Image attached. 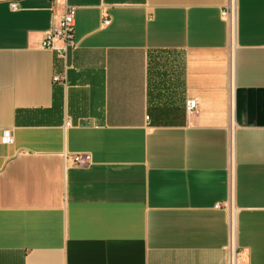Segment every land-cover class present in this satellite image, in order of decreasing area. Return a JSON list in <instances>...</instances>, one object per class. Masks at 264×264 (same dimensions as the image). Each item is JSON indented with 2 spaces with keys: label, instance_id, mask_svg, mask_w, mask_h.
<instances>
[{
  "label": "crops",
  "instance_id": "crops-1",
  "mask_svg": "<svg viewBox=\"0 0 264 264\" xmlns=\"http://www.w3.org/2000/svg\"><path fill=\"white\" fill-rule=\"evenodd\" d=\"M231 2L0 0V264H264V0Z\"/></svg>",
  "mask_w": 264,
  "mask_h": 264
},
{
  "label": "built area",
  "instance_id": "built-area-1",
  "mask_svg": "<svg viewBox=\"0 0 264 264\" xmlns=\"http://www.w3.org/2000/svg\"><path fill=\"white\" fill-rule=\"evenodd\" d=\"M12 7L14 9L17 8V3L13 2ZM223 17L231 23V25L235 22V15H236V6L235 0L225 7L222 11ZM102 23L108 25L110 23V19L106 13L102 15ZM75 26H76V8L70 5L65 6L64 14L61 18L60 24L58 26L53 27L49 31L46 32L44 39L42 41L43 48H50V49H57L62 57H66L68 52L74 49L77 46V43L74 40V33H75ZM56 42H62L63 46L60 48L55 47ZM60 77H55V80H60ZM198 102L195 99L187 100L186 107L189 112L195 110L197 108ZM150 119V117H148ZM5 141L11 142L12 136L7 132L5 136ZM91 156L89 155H77L72 158L74 164H83L85 162H89ZM217 208L220 205L216 206ZM236 249H232V253L230 256V264H236L235 260Z\"/></svg>",
  "mask_w": 264,
  "mask_h": 264
}]
</instances>
